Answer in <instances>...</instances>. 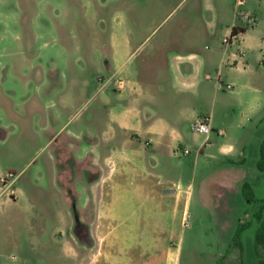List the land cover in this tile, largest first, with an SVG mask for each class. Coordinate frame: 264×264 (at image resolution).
Returning a JSON list of instances; mask_svg holds the SVG:
<instances>
[{
  "label": "rangeland",
  "instance_id": "obj_1",
  "mask_svg": "<svg viewBox=\"0 0 264 264\" xmlns=\"http://www.w3.org/2000/svg\"><path fill=\"white\" fill-rule=\"evenodd\" d=\"M231 3H223L219 24L235 14ZM254 5L247 0L241 10L253 13ZM207 18L196 0H0V264L264 259L254 217L264 173L249 183L251 201L242 194L229 210L213 201L220 188L210 179L200 187L204 201L193 199L184 218L179 212L148 219L143 211L132 219L130 204L121 213L117 203L116 156L108 153L107 116L96 104L109 77L117 85L112 41L127 38L138 47L126 64L144 73L158 67L152 56L160 57L156 41L163 36L199 34L196 49L217 48L223 31L211 33ZM257 22L254 42L264 54V22L256 16ZM210 173L203 170L202 177ZM239 224L246 225L240 247L234 243Z\"/></svg>",
  "mask_w": 264,
  "mask_h": 264
},
{
  "label": "crops",
  "instance_id": "obj_2",
  "mask_svg": "<svg viewBox=\"0 0 264 264\" xmlns=\"http://www.w3.org/2000/svg\"><path fill=\"white\" fill-rule=\"evenodd\" d=\"M196 1L209 15L211 33L220 27L224 38L233 27L242 28L236 12L247 0L242 5L230 0L235 14L222 25L218 16L227 0ZM250 1H255L251 11L264 22V0ZM254 26L237 40L217 48L204 45L202 51L195 46L199 34L163 36L156 41L160 57L152 56L160 65L144 73L126 64L138 47L133 49L127 38L113 39L117 66L111 74L117 85L111 86L109 77L96 104L107 116L103 135L113 146L109 155L116 156L111 167L121 213L130 204L132 219L143 211L148 219L175 218L179 212L184 218L193 199L204 201L200 187L209 179L220 188L213 201L229 210L240 200L242 184L262 177L264 168L256 162L264 137V54L255 46L258 22ZM223 84L232 89L224 90ZM198 116L208 117L207 136L192 129ZM203 170L212 173L202 177ZM162 264H179V257L168 256Z\"/></svg>",
  "mask_w": 264,
  "mask_h": 264
},
{
  "label": "trees",
  "instance_id": "obj_3",
  "mask_svg": "<svg viewBox=\"0 0 264 264\" xmlns=\"http://www.w3.org/2000/svg\"><path fill=\"white\" fill-rule=\"evenodd\" d=\"M245 29L242 28H236L233 27L231 29V34H236L238 31L243 32ZM256 166L259 170H262L264 168V137L260 144L259 148V157L256 162ZM242 194L244 195L247 202L251 201V188L248 182H244L242 184ZM254 217L258 222L257 230L255 233V244L256 246H262L264 247V199L261 200V205L259 206V209L254 213ZM246 227V225L239 224L236 228L235 234H234V243L240 247V234L243 231V229ZM68 264V263H67ZM259 264H264V259H259Z\"/></svg>",
  "mask_w": 264,
  "mask_h": 264
},
{
  "label": "built area",
  "instance_id": "obj_4",
  "mask_svg": "<svg viewBox=\"0 0 264 264\" xmlns=\"http://www.w3.org/2000/svg\"><path fill=\"white\" fill-rule=\"evenodd\" d=\"M243 0H238V5H242ZM236 15L243 21L244 25L242 29H247L249 27H253L256 24V17L247 11L239 10L236 12ZM241 31H238L236 34H231L227 37L223 38L224 43H229L232 40H237ZM264 41V40H263ZM226 89H232L231 84L225 85ZM192 129L196 132L205 134L206 136L210 133L211 128L208 124V117L207 116H198L194 119L192 123ZM187 152V150H185Z\"/></svg>",
  "mask_w": 264,
  "mask_h": 264
}]
</instances>
